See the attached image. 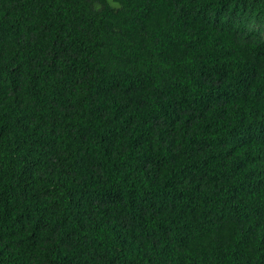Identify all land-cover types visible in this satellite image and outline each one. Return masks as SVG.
Returning <instances> with one entry per match:
<instances>
[{
    "label": "trees",
    "instance_id": "1",
    "mask_svg": "<svg viewBox=\"0 0 264 264\" xmlns=\"http://www.w3.org/2000/svg\"><path fill=\"white\" fill-rule=\"evenodd\" d=\"M0 264H264V0H0Z\"/></svg>",
    "mask_w": 264,
    "mask_h": 264
}]
</instances>
